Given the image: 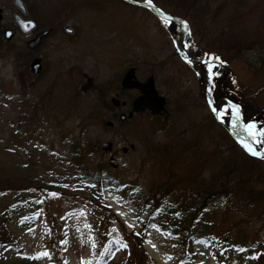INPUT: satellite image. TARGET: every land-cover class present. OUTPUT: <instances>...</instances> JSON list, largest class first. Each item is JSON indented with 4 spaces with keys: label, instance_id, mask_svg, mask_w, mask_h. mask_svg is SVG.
Returning <instances> with one entry per match:
<instances>
[{
    "label": "rangeland",
    "instance_id": "374dc122",
    "mask_svg": "<svg viewBox=\"0 0 264 264\" xmlns=\"http://www.w3.org/2000/svg\"><path fill=\"white\" fill-rule=\"evenodd\" d=\"M153 1L160 10L186 20L180 40L188 55L219 57L214 61L219 75L209 81L215 113L206 101L203 64L178 55L177 20L121 0H103L99 8L82 0H23V15L12 0H0V216L16 197L23 200L20 211L0 222L11 239L0 241V264H218L208 250L217 244L215 235L264 246V213L255 214L243 203H210L203 208L210 225L207 235L189 236L193 254L185 262L181 241L165 238L150 222L143 229L142 252L132 236L142 228L148 208L142 206L138 214L137 205L120 194L95 193L73 170L72 140L88 148L87 163L100 160L107 171L134 179L145 191L166 180L171 187L161 206L177 198L195 202L194 192L210 173L241 153L230 138L218 143V131L231 127L252 148L261 146L244 130L249 119L255 120L252 117L257 130L264 128L261 48L239 54L221 51L207 43L206 19L194 23L189 15L173 10L174 0ZM239 3V16L228 21L229 30L264 33V0ZM226 11L217 14L220 22ZM13 12L34 19L35 28L20 31ZM64 24L74 32L65 33ZM5 26L14 29L9 41L1 36ZM44 27H51L52 33L28 48L25 41ZM37 55L41 69L34 74L28 62ZM130 65L140 80L151 73L165 97L168 117L158 118L151 130L148 120L156 117L146 110L121 124L118 120L138 93L119 89V79ZM19 70L26 80L34 78L24 90L18 84ZM233 83L237 90L231 88ZM115 92L116 106L110 103ZM223 97L239 106V119L230 114L228 103L219 102ZM179 145H187V150ZM258 164L263 181L257 186H264V159ZM186 189L192 191L189 196Z\"/></svg>",
    "mask_w": 264,
    "mask_h": 264
},
{
    "label": "trees",
    "instance_id": "16d2710c",
    "mask_svg": "<svg viewBox=\"0 0 264 264\" xmlns=\"http://www.w3.org/2000/svg\"><path fill=\"white\" fill-rule=\"evenodd\" d=\"M102 1L82 0V3L99 8ZM121 1L147 9L142 5L126 0ZM171 3L173 5L175 4L173 10H177L181 14L189 15L194 23H201L206 19L210 26L206 31L207 43L209 44L211 42L215 44L216 48L221 51L239 54L255 46L260 47L262 51L258 55V61L259 67L264 72V33L256 30L252 32H246V30L231 31L228 28V21L231 18L239 16V0H174ZM224 11L228 15L223 19V23L220 22L221 20L217 17V14L224 13ZM52 31L53 29L49 34ZM198 54L201 55L200 52ZM17 75L18 84L22 90L33 83L34 78L26 80L22 70H19ZM231 88L237 90L236 84L233 83ZM103 104L107 105L105 99L103 100ZM227 110L229 111L228 107ZM167 117L168 113L162 117L156 116V119L148 120V129H152L158 118L165 120ZM252 118L255 120L249 119L248 123L256 124V118ZM123 121L119 120V123L121 124ZM236 123L238 129L240 124L237 121ZM159 127L163 128L162 125ZM217 137L219 138L217 139L218 143L226 142L230 138L232 144L238 146L236 140L226 128L218 131ZM244 141L250 144L247 138ZM68 143L70 145L69 154L73 170L85 185L91 187L97 194H101L103 186H106L110 191L120 194L122 198L130 199V201L137 205L136 211L138 214H140L142 206L145 205L148 208L146 218L142 222V228L132 236L135 240V245L139 248L143 229L150 222L165 238L181 241L184 246L181 252V262H185L193 254L189 236L207 235L206 232L210 225L203 208L210 203H218L225 206H230L234 203H243V205L249 207L250 211L255 214L260 211L264 213V186H257V183H262L263 181V174L258 164L261 157L249 155L242 148H239L241 153L233 154V158L229 159L225 165H222L221 169L210 173L209 180L202 183L201 190L194 192L195 202L188 198H184L183 200L177 198L175 202L170 201L161 206L162 198L168 194L171 187L170 184H166V180L160 184V187L155 188L153 191H145L134 179L124 177L118 171H107L100 160H96L94 165L87 163L84 160V155L89 153L88 148L81 147L74 140L68 141ZM179 146L182 150H187V145ZM166 151L165 149L164 153ZM202 160L204 159L202 158ZM218 180H221L220 183H218ZM190 192H192L190 189H186L185 195L189 196ZM22 203L23 200L16 197L14 201L5 206L1 211L0 222L2 219H7L9 214L20 211L23 208ZM102 235H104L103 232ZM214 237L217 244H210L208 250L215 256L218 264H231L234 260H237L238 264H264V246L258 242L238 241L234 238L227 240L225 235H215ZM0 241L11 242L9 234L2 228V225H0ZM141 251L143 252L142 249ZM135 257L136 262H138L139 258L137 256Z\"/></svg>",
    "mask_w": 264,
    "mask_h": 264
},
{
    "label": "water",
    "instance_id": "95a60500",
    "mask_svg": "<svg viewBox=\"0 0 264 264\" xmlns=\"http://www.w3.org/2000/svg\"><path fill=\"white\" fill-rule=\"evenodd\" d=\"M12 1L20 13L22 14L26 13L27 10H26V6L23 0H12ZM130 1H133V0H130ZM144 5H146L153 12L158 13L162 17L180 21L181 25L178 28V32L174 36V40H175L176 49L182 58L190 59V60L197 59L204 64L206 61H208L207 59L203 57L189 56L183 52V49L181 47L180 38H179V33H181L180 31H182V29L184 28V20L174 17L163 11H160L150 4L144 3ZM20 13L13 12L14 21L20 31L24 33H28L35 27V21L32 18L23 17ZM62 29L68 34H71L74 32V29L70 27L68 24H64L62 26ZM49 31H50V27L41 28L35 31L33 35L25 41L26 46L28 48H34L37 44L40 43L42 38H44ZM13 34H14V29L9 26H5L1 31L2 39L4 41H9ZM28 66H29L30 72L34 74L38 73L41 69L39 55L33 56L29 60ZM205 72L206 74H205V79H204V89H205L206 99H207V102L211 110L213 111V108H215L216 105H212V100L209 96V77L206 71V66H205ZM119 88L121 90L123 89H137L138 90V93L131 100V109L127 113L120 112L118 114V117L120 120H123L126 117L131 116L134 112H142L144 110H148L150 117L155 116V115L162 116L168 112V109L165 106V97L164 95L158 93L154 85L153 75L151 73L148 74L144 79L140 80L136 77L135 67L133 65H130L124 70V72L122 73L119 79ZM116 95H117V92H115L114 95L111 96L110 98V101L113 105H118L119 103V100L116 97ZM219 102L229 103L232 106L233 111L235 110L236 104L232 102L231 100L224 98V99H220ZM236 139L239 142V144L242 146V148L247 153L251 154L243 146L244 142L241 139V137L237 136ZM263 150H264V144H261L259 150L257 151L262 152Z\"/></svg>",
    "mask_w": 264,
    "mask_h": 264
},
{
    "label": "snow or ice",
    "instance_id": "6c2138e0",
    "mask_svg": "<svg viewBox=\"0 0 264 264\" xmlns=\"http://www.w3.org/2000/svg\"><path fill=\"white\" fill-rule=\"evenodd\" d=\"M149 4H151V0H148ZM165 22H168L167 20ZM27 27V26H26ZM219 60V57H209V60L206 61V71L209 77V81L211 82L216 76L219 75V72L214 71V69L217 67V65L214 63V61ZM213 111L216 112L217 109L213 108ZM224 113H220V116H223ZM235 116L237 119L240 118V109L238 106L235 107ZM219 118V117H218ZM244 130L247 132V134L251 137L253 142L256 143H262L264 144V129L257 130V125L255 123H248L244 125ZM243 146L246 150H248L252 155L259 156L262 159H264V153L258 152L254 150L249 143H244ZM53 196L56 194L53 193ZM65 243H67L65 241ZM122 247H127V245H123ZM44 255H47V253H44Z\"/></svg>",
    "mask_w": 264,
    "mask_h": 264
},
{
    "label": "bare ground",
    "instance_id": "6f19581e",
    "mask_svg": "<svg viewBox=\"0 0 264 264\" xmlns=\"http://www.w3.org/2000/svg\"><path fill=\"white\" fill-rule=\"evenodd\" d=\"M180 36H181V33H179V38H180Z\"/></svg>",
    "mask_w": 264,
    "mask_h": 264
}]
</instances>
